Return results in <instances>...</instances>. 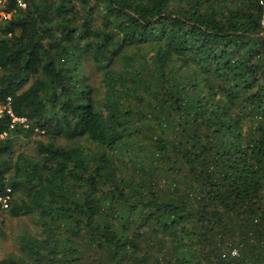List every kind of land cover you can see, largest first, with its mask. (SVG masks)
<instances>
[{
    "label": "trees",
    "instance_id": "1",
    "mask_svg": "<svg viewBox=\"0 0 264 264\" xmlns=\"http://www.w3.org/2000/svg\"><path fill=\"white\" fill-rule=\"evenodd\" d=\"M6 5L0 195L43 235L0 264H264V0Z\"/></svg>",
    "mask_w": 264,
    "mask_h": 264
},
{
    "label": "rangeland",
    "instance_id": "2",
    "mask_svg": "<svg viewBox=\"0 0 264 264\" xmlns=\"http://www.w3.org/2000/svg\"><path fill=\"white\" fill-rule=\"evenodd\" d=\"M83 70L90 78V83L97 88V95L100 97L102 95L100 73L89 61L85 63ZM42 138H44L42 135L34 133L29 135H16L12 158L18 153L35 157L37 154L35 140ZM60 142L63 144L67 143L65 139H61ZM84 146H86L85 150L90 154H94V151L97 149L92 143L87 145V142H84ZM123 155L128 158V154L123 153ZM120 159H122L121 155H114L116 167H121L119 165ZM122 167H130V165H122ZM23 235H36L39 237L43 235V233H41V228L34 223L32 218L28 216L13 217L7 214L6 209H2L0 212V257L4 258L12 255H19V240Z\"/></svg>",
    "mask_w": 264,
    "mask_h": 264
},
{
    "label": "built area",
    "instance_id": "3",
    "mask_svg": "<svg viewBox=\"0 0 264 264\" xmlns=\"http://www.w3.org/2000/svg\"><path fill=\"white\" fill-rule=\"evenodd\" d=\"M8 0H0V21L9 19L11 14L16 11V8H12L11 10H6ZM16 7L20 9H25L28 5V0H14ZM2 111H5L8 115L12 117V122L16 121H24V118L15 117L11 110V98L7 97L4 104H0V115ZM6 132L0 134V138L4 137ZM10 189L7 188L6 193L0 195V207L1 209H7L10 204Z\"/></svg>",
    "mask_w": 264,
    "mask_h": 264
}]
</instances>
